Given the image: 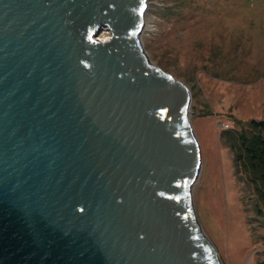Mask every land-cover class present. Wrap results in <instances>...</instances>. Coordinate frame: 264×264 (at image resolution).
<instances>
[{
	"label": "water",
	"instance_id": "1",
	"mask_svg": "<svg viewBox=\"0 0 264 264\" xmlns=\"http://www.w3.org/2000/svg\"><path fill=\"white\" fill-rule=\"evenodd\" d=\"M144 8L0 0V264H220L190 91L149 63Z\"/></svg>",
	"mask_w": 264,
	"mask_h": 264
},
{
	"label": "rangeland",
	"instance_id": "2",
	"mask_svg": "<svg viewBox=\"0 0 264 264\" xmlns=\"http://www.w3.org/2000/svg\"><path fill=\"white\" fill-rule=\"evenodd\" d=\"M143 23L149 63L190 91L188 122L201 154L189 191L196 224L220 264H264L257 165L235 160L248 122L264 119V0H145Z\"/></svg>",
	"mask_w": 264,
	"mask_h": 264
},
{
	"label": "trees",
	"instance_id": "3",
	"mask_svg": "<svg viewBox=\"0 0 264 264\" xmlns=\"http://www.w3.org/2000/svg\"><path fill=\"white\" fill-rule=\"evenodd\" d=\"M250 127V136L240 135L239 145L235 150V160H243L244 157L251 160V165H257L258 176L256 181L260 182V186L255 189L258 192L260 200L264 203V119L251 120L248 122ZM229 132V131H228ZM227 133V131H223ZM231 148L233 145H231Z\"/></svg>",
	"mask_w": 264,
	"mask_h": 264
},
{
	"label": "built area",
	"instance_id": "4",
	"mask_svg": "<svg viewBox=\"0 0 264 264\" xmlns=\"http://www.w3.org/2000/svg\"><path fill=\"white\" fill-rule=\"evenodd\" d=\"M223 127H224V128H227V127H228V125H223Z\"/></svg>",
	"mask_w": 264,
	"mask_h": 264
},
{
	"label": "bare ground",
	"instance_id": "5",
	"mask_svg": "<svg viewBox=\"0 0 264 264\" xmlns=\"http://www.w3.org/2000/svg\"><path fill=\"white\" fill-rule=\"evenodd\" d=\"M143 26H144V23H143V25H142V27H141V31H142V29H143Z\"/></svg>",
	"mask_w": 264,
	"mask_h": 264
}]
</instances>
